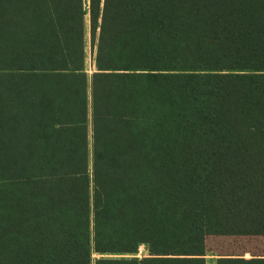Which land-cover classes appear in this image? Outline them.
I'll return each instance as SVG.
<instances>
[{"label": "trees", "instance_id": "1", "mask_svg": "<svg viewBox=\"0 0 264 264\" xmlns=\"http://www.w3.org/2000/svg\"><path fill=\"white\" fill-rule=\"evenodd\" d=\"M118 234L264 239V0H0V264ZM245 248L214 264H264Z\"/></svg>", "mask_w": 264, "mask_h": 264}, {"label": "rangeland", "instance_id": "2", "mask_svg": "<svg viewBox=\"0 0 264 264\" xmlns=\"http://www.w3.org/2000/svg\"><path fill=\"white\" fill-rule=\"evenodd\" d=\"M85 38H84V71L87 75L86 100H87V140L89 168L91 167V112H90V79L95 71L94 54L95 46L90 43V34L88 30V16L85 15ZM96 243H104L107 236L96 235ZM113 241L118 244L109 247H120L134 249L135 253L140 255V259L147 260L152 256H159L162 264H170V259L174 256H202L205 264H214L218 253H243L244 257L250 254L245 250V246L252 252H259V247L264 245V239H255L248 237H230L209 235L206 238L203 235H184V234H118L111 235ZM98 241V242H97ZM111 241V240H107ZM95 245V244H94ZM133 246V247H132ZM244 247V248H243ZM100 248V246H98ZM95 249V246H94ZM264 251V250H263ZM123 253V254H122ZM124 252L104 253L93 250L91 264H138V258L134 262H129ZM133 259V258H131Z\"/></svg>", "mask_w": 264, "mask_h": 264}, {"label": "crops", "instance_id": "3", "mask_svg": "<svg viewBox=\"0 0 264 264\" xmlns=\"http://www.w3.org/2000/svg\"><path fill=\"white\" fill-rule=\"evenodd\" d=\"M104 253H109V252H104ZM125 253V255H126V257H128L129 259H126V260H128L129 262H134V261H131V260H134V258L136 259V258H138V260H145V259H140V255L139 254H137V253H135V251H125L124 252ZM123 254V253H122ZM131 258H133V259H131Z\"/></svg>", "mask_w": 264, "mask_h": 264}]
</instances>
